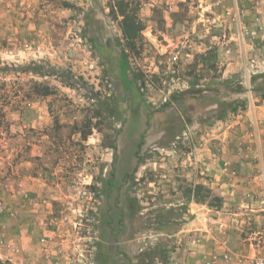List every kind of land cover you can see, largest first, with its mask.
Here are the masks:
<instances>
[{
	"label": "rangeland",
	"instance_id": "rangeland-1",
	"mask_svg": "<svg viewBox=\"0 0 264 264\" xmlns=\"http://www.w3.org/2000/svg\"><path fill=\"white\" fill-rule=\"evenodd\" d=\"M261 7L0 0V59L14 70L1 77L13 98L31 93L0 128V264H177L181 244L160 236L197 191L221 206L209 162L258 143ZM124 16L143 27L132 50Z\"/></svg>",
	"mask_w": 264,
	"mask_h": 264
},
{
	"label": "crops",
	"instance_id": "crops-1",
	"mask_svg": "<svg viewBox=\"0 0 264 264\" xmlns=\"http://www.w3.org/2000/svg\"><path fill=\"white\" fill-rule=\"evenodd\" d=\"M261 3L264 16V0ZM262 116L264 113L256 112L253 122H249L255 126L259 137L256 149L249 146V152L242 156L211 161L207 166V182L221 198V206L213 208L191 201L187 207L188 215L178 229L160 236L181 244L174 258L177 264L179 261L183 264H216L221 259L217 256L225 253L232 260L238 259L246 250L241 235L243 224L249 220L254 227H264V212L256 202L258 189L252 187L255 182L258 185V173L264 167V138L260 134V126L264 123ZM192 241L196 246L190 244Z\"/></svg>",
	"mask_w": 264,
	"mask_h": 264
},
{
	"label": "trees",
	"instance_id": "trees-1",
	"mask_svg": "<svg viewBox=\"0 0 264 264\" xmlns=\"http://www.w3.org/2000/svg\"><path fill=\"white\" fill-rule=\"evenodd\" d=\"M120 25H121V31L123 34L124 39L126 40V44L125 47L128 48L129 50H132L136 47V43L138 41V36L140 34V32L143 30L142 25L139 23V21L136 18H129L127 16H124L123 19L120 21ZM123 55L124 52L122 51ZM126 56V55H125ZM124 56V57H125ZM2 61L0 59V128L5 126L4 128L7 127V123L5 120V107L7 106H11V107H15V108H20L21 104H23L24 102L28 101L31 97V93H23L20 95V93L15 94V98L12 97V95H10V91L7 90L6 85L7 82H5L3 79L5 77H1V75H6L9 74V72H13V66L12 65H4L2 66ZM255 78H262V83L260 84V87L258 88H254L252 91L255 94V96L260 97L262 100H264V72L262 74L257 75ZM253 78V79H255ZM2 79V80H1ZM45 95V94H43ZM246 105V101H242L239 106L241 108H244ZM236 108V106L233 107L232 111H234ZM225 116V112H221L220 115H215L213 116L214 119H222ZM138 164H140V161L138 162ZM207 196L211 195L210 191H205L204 192ZM198 191L197 193H195V196H193V199H191V201H195L197 203H204L210 207H212L209 202H205L206 199L204 200L203 197L198 198ZM196 198V199H194ZM189 201V202H191ZM216 201H220V204L222 202L221 198H216Z\"/></svg>",
	"mask_w": 264,
	"mask_h": 264
},
{
	"label": "built area",
	"instance_id": "built-area-1",
	"mask_svg": "<svg viewBox=\"0 0 264 264\" xmlns=\"http://www.w3.org/2000/svg\"><path fill=\"white\" fill-rule=\"evenodd\" d=\"M261 190L257 198L259 209L264 212V168L259 173ZM241 235L246 246L245 253L232 260L226 253L221 256L220 264H264V227H254L248 220L241 228Z\"/></svg>",
	"mask_w": 264,
	"mask_h": 264
}]
</instances>
